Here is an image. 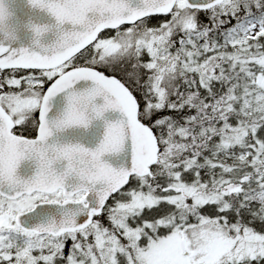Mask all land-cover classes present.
<instances>
[{
    "label": "water",
    "instance_id": "obj_1",
    "mask_svg": "<svg viewBox=\"0 0 264 264\" xmlns=\"http://www.w3.org/2000/svg\"><path fill=\"white\" fill-rule=\"evenodd\" d=\"M225 0H185L206 11ZM177 0H0V69L50 70L94 44L107 30L167 16ZM139 104L117 78L72 69L45 91L38 137L11 134L0 107V194L10 200L35 192L65 196L87 192L88 207L44 203L17 218L38 235L83 230L133 175L145 177L158 162L154 132L139 120ZM233 187L225 188V191Z\"/></svg>",
    "mask_w": 264,
    "mask_h": 264
},
{
    "label": "trees",
    "instance_id": "obj_2",
    "mask_svg": "<svg viewBox=\"0 0 264 264\" xmlns=\"http://www.w3.org/2000/svg\"><path fill=\"white\" fill-rule=\"evenodd\" d=\"M193 13V27L185 34L173 28L175 20L170 22V16L148 21L155 37H162L166 48L164 54L154 57L155 66L150 65L153 57L147 51L136 52L137 41L149 34L124 28L107 37L118 42L124 36H132V45L123 60L104 61L99 55L92 56L89 50L67 68L98 69L120 79L135 95L141 120L156 133L160 144L159 162L146 179L152 186L173 185L180 175L204 197L219 198V190L226 185L242 188L208 206L191 207L188 201L180 210H167L166 203L146 209L129 222L142 237L139 249L147 241L157 242L169 236L178 227L222 225L233 232L237 243L255 248L256 256L246 254L219 264H264V240L254 242L250 238L264 236V174L250 168L249 162L212 160L224 150L248 151L252 154L250 161L264 160V112L246 114L243 108L244 101L257 88V77L252 74L264 63V37L250 41L245 49L226 45L229 32L242 20L263 19L264 0H232L213 10ZM160 22L164 26L172 23V31L165 34V29L160 30ZM131 51L135 53L133 57ZM188 60L191 63H186ZM169 221L170 226L162 227ZM120 247L136 260L129 242L122 238ZM83 248L86 250L87 246Z\"/></svg>",
    "mask_w": 264,
    "mask_h": 264
},
{
    "label": "rangeland",
    "instance_id": "obj_3",
    "mask_svg": "<svg viewBox=\"0 0 264 264\" xmlns=\"http://www.w3.org/2000/svg\"><path fill=\"white\" fill-rule=\"evenodd\" d=\"M180 10L172 17L175 20L173 28L180 29L185 34L186 31L192 29L195 15L189 13L184 4V0H179ZM264 15V14H263ZM264 20V19H263ZM164 30L165 34L172 31V23H167L165 26L162 22L159 23ZM154 28V27H153ZM134 30V29H133ZM132 31V29H130ZM136 33L146 31L149 36L137 41L136 45L139 49L136 52L147 51L151 57H153L150 65L155 66L157 59L154 57H160L165 53L164 41L162 37H155L153 29L150 28L149 23L141 24L136 28ZM119 36V35H118ZM264 37V27L262 22L253 19H247L243 21L239 27L232 29L229 33L226 45L231 48H243L252 39H259ZM132 36H124L115 42L111 38L103 37L102 40L94 47L91 55H99L104 61L117 60L120 53L127 50L132 45ZM135 53L131 51L130 56L133 57ZM186 63H191L188 60ZM256 76L257 88H254L252 95L244 101V111L246 114L264 112V63L258 72H253L252 76ZM45 76V75H44ZM48 79L52 76L47 74ZM6 89V85L0 86V99L4 102H8L6 99L10 98V101L24 102L21 107L26 104H33L30 101V93L26 96H16L1 92ZM242 188H237L235 191H241ZM199 190L187 185L180 175L174 179V184L165 185L163 188L159 185L157 188L152 186V183L145 181V183L139 184L137 187L128 189V191L118 199L117 204L114 203L113 210L110 211L112 218L108 215L106 226H97L92 231L94 237L85 234L81 236L82 241L92 239L93 245L87 248V252L78 248V255L82 258L79 260L78 256L71 255V261L73 264H120V262L126 261V264H219L224 259H240L244 255L248 254L253 258L256 256L255 248L247 246V243H237V240L233 238V232L227 231L222 225H204L200 224L198 227H179L175 229L169 236L160 239L157 242L145 243V246L140 249L138 246L142 240L140 232L132 231L128 224L132 218H136L141 212L146 209H152L158 207L162 203H166L167 210L169 208L182 209L191 202V207L208 206L210 203H215L220 198L226 199L227 195H221L218 197H204L198 195ZM226 193V192H224ZM13 208L18 207L17 204L12 205ZM0 212V261H11L15 259L14 256L16 249L20 248V243L24 240L25 252L30 251L33 245L36 243L35 239H24L20 235H17L10 226L12 219V212L9 211L7 206L1 207ZM8 210V211H7ZM172 221L165 222L162 227H168ZM111 229L108 230L107 228ZM99 228V230L97 229ZM232 235V237L230 236ZM129 242L133 252L136 253V260L132 258V255L122 251L120 242L122 238ZM254 242H260L264 240V236L256 235L250 237ZM78 243L81 239L76 240ZM38 246L42 244V240L38 238ZM148 243V244H147ZM44 245V244H43ZM61 244L58 241L50 239L48 248H52L57 255L60 251ZM44 248H42L43 251ZM189 252L188 256L185 253ZM54 255H48L47 259L52 260ZM16 264V263H15Z\"/></svg>",
    "mask_w": 264,
    "mask_h": 264
},
{
    "label": "flooded vegetation",
    "instance_id": "obj_4",
    "mask_svg": "<svg viewBox=\"0 0 264 264\" xmlns=\"http://www.w3.org/2000/svg\"><path fill=\"white\" fill-rule=\"evenodd\" d=\"M49 72L38 73L32 71H14V72H0V86L6 85V89L4 88L1 92L2 94H13L16 96L22 95L26 96L27 93H30V101L33 104H26L21 107L20 105L24 102L20 101H10L12 98L6 99L8 102H4L0 99V106L6 110V112L10 115L11 119L14 123L13 134L16 137L26 139V140H35L38 137V94L42 92L44 88H46L49 82L52 80L51 77L48 79ZM51 74V73H49ZM45 75V76H44ZM39 84V85H38ZM86 194H77L73 196L70 200L74 202H80ZM67 199L61 192H58L54 195H41L38 199V193H35L31 196H24L15 201H9L0 196V206H7L10 212H12V217H17L20 214L26 213L32 209H34L40 203H64ZM116 202L117 197L111 198L107 203L106 208L101 214L96 215L92 214L93 223L90 227L86 228L83 231H79L70 235H65L59 238H50L58 241V243H63L65 254L62 256L63 262H65L71 256H68V251L71 246L76 245V240L85 234L90 235L91 238L94 237V234H91V231L97 226H106V221L108 215L112 218L110 213L113 210V205ZM17 204L18 207L13 208L12 205ZM115 204V205H116ZM114 205V207H115ZM8 211V210H7ZM16 234H20V229L16 226L12 228ZM99 230V228H97ZM31 237H36V243L33 245L32 249L28 251L29 253H23L24 256H32L35 260V264H38V236H34L32 234ZM47 238V237H45ZM88 239L87 241L91 240ZM49 239V240H50ZM17 251L16 253H19ZM22 254V252H20Z\"/></svg>",
    "mask_w": 264,
    "mask_h": 264
},
{
    "label": "bare ground",
    "instance_id": "obj_5",
    "mask_svg": "<svg viewBox=\"0 0 264 264\" xmlns=\"http://www.w3.org/2000/svg\"><path fill=\"white\" fill-rule=\"evenodd\" d=\"M187 215V214H186ZM181 221V220H180Z\"/></svg>",
    "mask_w": 264,
    "mask_h": 264
}]
</instances>
